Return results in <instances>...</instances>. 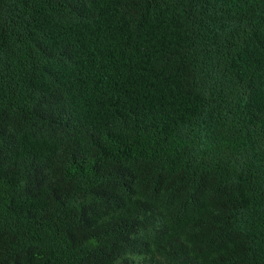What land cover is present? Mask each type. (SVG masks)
<instances>
[{
    "label": "trees",
    "instance_id": "trees-1",
    "mask_svg": "<svg viewBox=\"0 0 264 264\" xmlns=\"http://www.w3.org/2000/svg\"><path fill=\"white\" fill-rule=\"evenodd\" d=\"M0 264H264V0H0Z\"/></svg>",
    "mask_w": 264,
    "mask_h": 264
}]
</instances>
